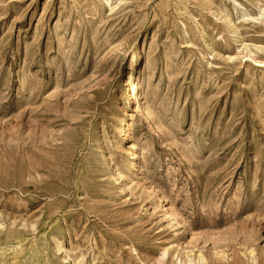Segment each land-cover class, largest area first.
Instances as JSON below:
<instances>
[{
    "label": "rangeland",
    "instance_id": "obj_1",
    "mask_svg": "<svg viewBox=\"0 0 264 264\" xmlns=\"http://www.w3.org/2000/svg\"><path fill=\"white\" fill-rule=\"evenodd\" d=\"M0 264H264V0H0Z\"/></svg>",
    "mask_w": 264,
    "mask_h": 264
},
{
    "label": "bare ground",
    "instance_id": "obj_2",
    "mask_svg": "<svg viewBox=\"0 0 264 264\" xmlns=\"http://www.w3.org/2000/svg\"><path fill=\"white\" fill-rule=\"evenodd\" d=\"M135 87V86H134ZM133 95H131V97H132ZM135 96V95H134ZM133 100V99H132ZM137 101V100H136ZM143 108V107H142ZM128 124V123H127ZM125 131V130H124ZM134 147V146H133ZM133 151V150H132ZM130 152V151H129ZM136 158V157H135Z\"/></svg>",
    "mask_w": 264,
    "mask_h": 264
}]
</instances>
